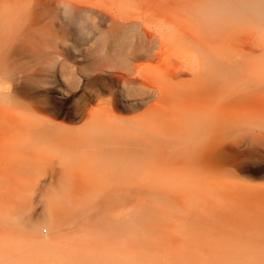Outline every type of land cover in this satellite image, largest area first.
<instances>
[{"label": "rangeland", "instance_id": "1", "mask_svg": "<svg viewBox=\"0 0 264 264\" xmlns=\"http://www.w3.org/2000/svg\"><path fill=\"white\" fill-rule=\"evenodd\" d=\"M141 1L92 0L105 16L61 19L60 12L48 35L36 34L55 50L58 79L68 92L44 83L49 73L37 70L46 65L34 56L29 87L17 99L33 105L35 114L18 102L0 107L6 120L0 123V264H61L74 242L90 251L88 264H127L138 254L135 242L146 252L172 251L176 261L178 252L186 254L187 264H264V0L258 20L244 14V1L208 0L214 12H197L216 19L214 33L207 31L212 40L205 31L201 36L197 14L185 7L168 3L183 17L173 24L170 7V13L132 7ZM118 11L145 18L160 36L148 42L139 24L130 29L111 19ZM176 67L177 74L166 75ZM74 77L78 85L71 89ZM144 80L163 90L165 104L141 89ZM121 90V101L108 105ZM213 112L222 116L213 128L227 146L173 165L166 154L188 158L186 148L196 140L176 127H205L204 116ZM179 136L183 150L173 147ZM141 137L147 145L140 149L134 138Z\"/></svg>", "mask_w": 264, "mask_h": 264}, {"label": "bare ground", "instance_id": "2", "mask_svg": "<svg viewBox=\"0 0 264 264\" xmlns=\"http://www.w3.org/2000/svg\"><path fill=\"white\" fill-rule=\"evenodd\" d=\"M172 1H173V3L175 2V3L185 7L188 10L187 13L189 11H191V12L197 14V17H196V15H194V18L199 19V21L198 20H196V21L199 22L198 26L202 28V30H201L202 35L201 36L204 35L203 31L213 32V29L216 28V24H218V23L212 14L209 15V14H206L204 12L203 13L197 12L200 9L206 10L208 8L211 9V11H210L211 13L214 12V11H212L213 8H211V4L208 2V0H170V1H168V0H155V3H153L150 6L149 5L143 6L142 2H144V0H142L141 2L134 4L132 7L136 8V9L142 8V7L143 8L148 7L150 9V7H151L154 10L159 9L162 12L167 11L168 13H170L169 9L172 10L173 6L170 5L172 7L171 8L168 5V3L172 4ZM217 1H219V0H217ZM238 1H241V2L244 1L247 3V7L244 10L245 15H247L248 17H253L256 20L261 18V16H262V11H261L262 0H238ZM52 3H54L56 5L55 8L52 7ZM61 3L63 4V7L60 8ZM115 3H118V2H115ZM146 4H147V2H146ZM114 10H116V9H114ZM120 10H121V8H120ZM127 10H128V7L123 6V11L126 12ZM145 10H146V8H145ZM177 10H180V8ZM235 11H236L237 15L242 14V11L239 9H236ZM60 12H61V16H60L61 19H66L67 17H77V15H82L83 13L95 14L97 16L98 15L103 16L104 14H107L106 13L107 11H105L104 7H101L100 5H96L95 3L93 4L92 0H90V1H87V0L86 1L85 0H83V1L82 0H0V107H2V105H4V104H10L11 102H14V103L18 102L21 104V102L18 101L17 96L23 95L29 87L28 77H30L32 75L30 72L33 71V69H30V62H31V59L34 58V56H38V57L40 56L41 58H43V60L40 59V62H41V64L46 65V68L39 67V68H37V70L38 69H40V70L44 69V70L48 71V73H49V75L47 76V79L46 80L43 79V81L45 80L44 83L56 85V88L58 91H59V88H61V84H60V81L58 79V73L60 70V68H59L60 66L57 65L56 60H55L56 58L51 56V54H53V51L55 52V50H52L53 48L51 47V45H48V44L42 45L41 40L39 41L37 38L39 33L45 34V32H46L48 35L47 31L49 30V28L53 27V25H54L53 20L55 18H58V14ZM118 12H120V11H118ZM108 13H109V10H108ZM119 14L120 15L118 17L116 15L115 17L113 16L111 19H114V20L117 19L122 23V25H126L127 27L128 26L130 27L131 24H133V25L139 24L141 31H142L145 39L148 42H153V40L157 37V36L153 37L155 34H158L160 36L157 29H154L157 32L155 31L156 33L153 34L151 31V28L149 27V24L146 22V19L143 18V19H145V20H143L142 17H140L138 14H137V16L135 15V17H130L126 13L121 14V12ZM112 15H114V13ZM171 15L173 16V18H171V20H173V21L174 20L179 21L180 19L183 20V17L178 12L176 13L175 11L172 10ZM161 16H162V14H161ZM164 16H166V15H164ZM164 16L161 18H164ZM183 16H185V15H183ZM180 17H182V18H180ZM189 17H191V16L189 15L188 18ZM104 19H107V18L104 17ZM165 20L166 19H164V22H165ZM155 22L153 24H155ZM121 23H119V24L121 25ZM110 24H112V23H110ZM173 24H176L175 21ZM120 25H119V27H121ZM224 26H225V24H224ZM171 27H173V26H170V28ZM131 28L132 27H130V29ZM204 28H205V30H203ZM222 28L224 29V32L227 34L228 31H226L224 27H222ZM197 29L199 30L198 32H200V29L199 28H197ZM220 29L221 28H219V31H220ZM223 29L220 31V32H222L221 33L222 35H224ZM126 30H127V28H126ZM208 32L206 34L209 36L208 38H210V35H213V34L209 35ZM37 33H38V35H36ZM173 34H175V35L179 34L181 36L184 35L180 31H177V32L173 31ZM216 34H219V36L221 37V34L216 33V30H215L214 36H216ZM118 35H120V34H118ZM125 35L123 36V38H125ZM214 36H213V38H214ZM219 36L218 37L216 36V37L219 38ZM43 37H46V36H43ZM115 38H116V36H115ZM156 39H158V38H156ZM159 39H160V37H159ZM199 39H201V38L199 37ZM210 39L212 40V38H210ZM202 40L204 41V39H202ZM46 41H49V40H46ZM154 41H156V40H154ZM214 41H216V40L214 39ZM194 42H193V45H194ZM189 44H192V43H189ZM197 44L202 46V44H200L198 42H197ZM37 46H39V47L41 46L42 48L40 50L36 49ZM106 56H107V53H104V57H106ZM118 57L122 58L121 55H118ZM173 59H175V58H173ZM173 59H171V60L175 63V61ZM183 59H185V58L183 57ZM58 60H60V59H58ZM189 61H190V59H189ZM63 62L64 61H62V64H64ZM124 62H125L124 59H120V63L124 64ZM180 62H181L180 65H182L183 61H180ZM188 63H190V62H188ZM185 64H186V62H185ZM185 64L182 66V68L185 67ZM34 65H35V63H34ZM125 65H126V63H125ZM178 67H179V65H178ZM178 67H176L177 70L174 68L175 69L174 72L167 73L166 75L167 76H173V75L177 74V71L179 69ZM132 68L133 67H131V68L128 67V70L130 71ZM63 69H64V67H63ZM81 71L83 72V70H81ZM75 78L76 77H74L73 82L70 83L71 89H75L78 85L79 78L78 79H75ZM145 80L147 81V78H145ZM145 80L140 82V86H142L141 89L147 90L148 92L153 91V96H154L155 100L158 102H161V104H165V102L162 100L163 90L157 86L148 85ZM127 81L128 80H126V79L123 80L124 83H126ZM5 84H6V87L8 88L6 90H4L2 88ZM61 90L62 91H60V94H64V92H68L65 88H61ZM138 90L140 92V89H138ZM142 92H144V91H142ZM122 96H123V93L121 90V92L115 98L111 97L110 99H107L108 105L111 106L113 104V100L121 101ZM142 100H144V99H142ZM21 105H23V107H25V109L31 115L35 114V107L33 105H31V104H29V105L21 104ZM106 107H108V106H106ZM103 108H105V106H103ZM108 108H107V110L110 109V108L109 109ZM83 110H84L83 107L80 105H77L75 108V112H77L79 115H82ZM91 110L92 109H90V112L88 110V112L86 113L87 116L91 117L93 115V112ZM91 112H92V115H90ZM110 115H111V113H110ZM2 118L0 119L1 124H2ZM30 118H33V117H30ZM204 118L206 120V126L200 128V129H198L195 126H188V127L187 126H185V127L184 126H177L176 127L177 128L176 131L178 133H180V134L182 132L185 133V131L190 132V135L193 136L192 138H196V140L193 141L192 143H189L187 148H186L188 158H186L184 156H180V155L166 154L169 158H171L173 160V163H172L173 165L181 166L182 164L190 163V160H192V159L206 158V157L209 158L210 154H212L215 149L224 148L227 146V143H226L227 137L225 138L223 136V133L218 132L217 130H215L213 128L214 126H219L220 124H223L224 121L222 120V116L218 112H213V113L206 114L204 116ZM33 119H35V118H33ZM22 120H24V119H22ZM3 121H6V120H4V118H3ZM41 124L42 123H40V125ZM95 125L97 127L102 126L101 124L100 125L95 124ZM25 126H27V125H25ZM43 126L41 125V127H43ZM52 126L54 127V125H52L51 122H48V121L45 122L46 128L47 127L49 128ZM107 126L108 125H106L105 127H107ZM34 127H37V126H34ZM103 127L100 129L103 130ZM135 128H138V127H135ZM35 129L37 130V128H35ZM65 129H66V127H65ZM96 129H92V131L93 130L96 131ZM135 130H137V129H135ZM141 130H142V128H141ZM96 134H97V132H96ZM227 134H230V133H227ZM137 135L140 136V134H137ZM137 135H134V136H136V138H138ZM158 136L160 137V135H158ZM180 136H183V135H180ZM180 136H179L178 141H176L175 144L173 145V147L176 150H183L184 149V147L182 145L183 144V140H182L183 138ZM144 137H146V136L144 135ZM144 137H141V139L134 138V142L136 143L137 146H139L138 148H140V146H142V145H147L143 142L144 139H142V138H144ZM170 137L171 136L168 137L169 139H167V141L170 140ZM127 138L130 139V137H127ZM173 138L174 137L172 135L171 140H173ZM162 139L166 140V138H164V137L161 139L159 138V140H158V138H156V140H158V141H160ZM147 141H148V139H147ZM75 142H77V141H75ZM152 142H154V140ZM160 142H162V141H160ZM132 143H133V141H132ZM148 143H150V142L148 141ZM74 145H76V144H74ZM74 145H72V147ZM132 145H135V144H132ZM151 145H153V144L151 143ZM162 145L164 146V143ZM131 148L133 150L132 146H131ZM155 150L157 151V149H155ZM161 150H163V149L161 148ZM161 150L159 152H161ZM143 151H144V149H143ZM134 152H135V150H134ZM150 152L154 153L155 151L152 150V151H149V153ZM162 153L163 152H161V154ZM159 154H158V156H159ZM161 154H160V157L163 155V154L162 155ZM154 155L156 157V152ZM154 155H153V158H154ZM164 155H165V153H164ZM160 157L157 160H159ZM161 163H163V162H161ZM193 163H195V162H193ZM150 164H155V163L150 162ZM147 166L148 165H146L145 167H147ZM137 170H138V168H137ZM144 170H145V168H144ZM158 171H159V169H158ZM137 172H139V174L136 173L137 176L142 174V173H140L141 170L137 171ZM155 172L157 173V171H155ZM172 172H173V170H172ZM133 249H134V251L138 252V254L136 256H134V258H131L127 264H187L184 261V256L186 254H183L181 252H178V254H180V256H179V260L176 261L170 257V255L174 254V253H172V251H168L166 253H161V252H158V251L153 250V249H148V251L146 252L145 247L139 246L136 242H135V246ZM87 255H91L90 251L88 249L83 248L81 242H74V244L68 245L67 247L64 248V250L62 252L63 263H61V264H88L89 260H85V257ZM180 257L182 258L181 260H180Z\"/></svg>", "mask_w": 264, "mask_h": 264}]
</instances>
